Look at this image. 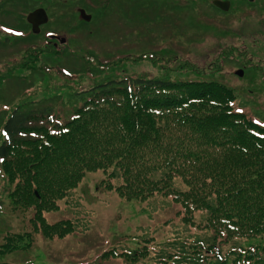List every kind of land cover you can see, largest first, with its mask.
Wrapping results in <instances>:
<instances>
[{"label":"trees","instance_id":"trees-1","mask_svg":"<svg viewBox=\"0 0 264 264\" xmlns=\"http://www.w3.org/2000/svg\"><path fill=\"white\" fill-rule=\"evenodd\" d=\"M231 54L225 49L220 57ZM122 60L87 61L84 71L97 76L106 68L108 74L0 116V165L8 184L3 194L14 208L31 212L29 229L5 232L0 264H15L5 256L30 249L37 233L54 238L87 229L93 210L75 190L97 169L104 173L103 187L123 198L151 208L179 205V222L164 221L171 230L162 238L136 234L135 248L116 251L124 264H264V109L252 98L258 94L245 89L241 101H250L248 108L224 77L115 73ZM37 64L32 71L46 78L47 69L66 81L77 73ZM63 201L75 215L50 221L46 212ZM114 250L102 252L103 262ZM95 260L78 264H102Z\"/></svg>","mask_w":264,"mask_h":264},{"label":"rangeland","instance_id":"rangeland-1","mask_svg":"<svg viewBox=\"0 0 264 264\" xmlns=\"http://www.w3.org/2000/svg\"><path fill=\"white\" fill-rule=\"evenodd\" d=\"M2 1L0 75H4V81L0 84V116H6L19 103L55 96L58 88L88 87L109 71L105 68L97 76L84 71L87 61L108 63L119 57L123 68H115L118 74L224 77L239 90L243 106L250 108V101H241L248 89L259 95L252 98L264 109V0H232L227 11L215 8L211 0ZM39 3L49 7L50 20L34 32L27 14ZM83 10L90 15L89 20L84 19ZM12 27L25 30L21 36L26 38L14 41L5 37L14 31ZM50 33L66 36L67 40H54ZM225 49L232 54L220 57ZM30 53L39 59L32 61ZM36 61L38 66H64L77 73L66 81L56 70L47 69L51 76L46 78L41 71H32ZM11 63L14 71L7 67ZM255 65L260 70L252 68ZM103 177L101 169L88 171L75 190L82 203L93 210L87 229L78 228L54 238L37 233L30 249L9 253L5 259L15 264H78L96 258L102 264H124L116 251L123 246L135 248L134 235L146 232L160 239L171 230L170 223L164 221L174 217L173 221L179 222L174 215L178 204L151 208L144 200L123 198L114 189L103 187ZM5 178L0 165V196L8 187ZM1 199L0 243L7 230L24 231L31 226L30 211L14 208L6 194ZM74 209L63 201L46 215L55 222L75 215ZM112 248L117 250L103 262L102 252Z\"/></svg>","mask_w":264,"mask_h":264},{"label":"water","instance_id":"water-1","mask_svg":"<svg viewBox=\"0 0 264 264\" xmlns=\"http://www.w3.org/2000/svg\"><path fill=\"white\" fill-rule=\"evenodd\" d=\"M212 2L214 5L222 8V9H228L229 5H230L229 0H212ZM82 13L86 19H90V15H87L85 10H83ZM28 19H29V21L32 22L34 31H39L40 24L48 21V14H47V11L44 7H40L38 9L32 11L28 15ZM52 36H54V35H52ZM59 38L62 42L66 41V37H59Z\"/></svg>","mask_w":264,"mask_h":264},{"label":"flooded vegetation","instance_id":"flooded-vegetation-1","mask_svg":"<svg viewBox=\"0 0 264 264\" xmlns=\"http://www.w3.org/2000/svg\"><path fill=\"white\" fill-rule=\"evenodd\" d=\"M231 1H232V0H230V5H229V7L232 6ZM250 1H254V0H250ZM29 23H30V22H29ZM30 24L32 25V23H30ZM41 28H42V27H41ZM54 39H57V38H54Z\"/></svg>","mask_w":264,"mask_h":264}]
</instances>
